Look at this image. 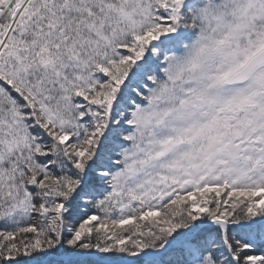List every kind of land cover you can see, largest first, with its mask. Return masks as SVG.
<instances>
[{"label": "snow or ice", "instance_id": "snow-or-ice-1", "mask_svg": "<svg viewBox=\"0 0 264 264\" xmlns=\"http://www.w3.org/2000/svg\"><path fill=\"white\" fill-rule=\"evenodd\" d=\"M0 264H264V0H0Z\"/></svg>", "mask_w": 264, "mask_h": 264}]
</instances>
